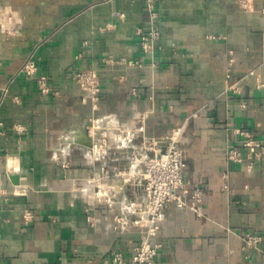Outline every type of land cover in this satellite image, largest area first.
<instances>
[{"label":"crops","instance_id":"1","mask_svg":"<svg viewBox=\"0 0 264 264\" xmlns=\"http://www.w3.org/2000/svg\"><path fill=\"white\" fill-rule=\"evenodd\" d=\"M156 11L160 37L147 52V0H0L6 264H118L115 253L131 264L147 232L132 206L147 199L148 147L177 129L180 194L203 195L197 210L166 207L153 264H264V0H158ZM30 57L49 93L20 72ZM84 69L100 74L96 104L74 79ZM240 131L261 141L259 156Z\"/></svg>","mask_w":264,"mask_h":264},{"label":"built area","instance_id":"2","mask_svg":"<svg viewBox=\"0 0 264 264\" xmlns=\"http://www.w3.org/2000/svg\"><path fill=\"white\" fill-rule=\"evenodd\" d=\"M158 0H147V6L151 13L153 25L149 31L140 30L141 43L145 51H152L154 43L160 37V29L155 25L158 17L156 11ZM107 63H122L133 65L134 62L127 59H116L109 57L105 59ZM20 72L27 77H36L38 86L43 93L51 91L48 78L45 75H38L39 67L33 58L26 60ZM74 79L80 88L88 95V98L96 104L101 94L100 74L96 69L77 70L74 73ZM243 135V145L249 150V158L259 156L261 141L252 133L240 131ZM180 130L177 129L174 135L165 143L164 146H157V142L152 141L148 149L152 152L144 160L143 170L141 172L140 183L143 186L147 199L144 203L133 205V212L139 216L136 222L145 218L148 221L145 237L135 248L133 261L131 264H153L161 244L154 243L153 237L157 234L159 223L163 219L164 210L170 203H176L180 207L189 206L197 210L198 204L202 200V190L196 188L192 191L191 202L185 200L180 194L184 188V171L187 163L184 158V152L179 146ZM154 143L156 146H154ZM228 158L231 161H242V155L237 148L231 147L228 151ZM263 238L259 235H246L248 246L260 248ZM114 259L118 264H127L123 260V255L115 253ZM0 264H6L0 260Z\"/></svg>","mask_w":264,"mask_h":264}]
</instances>
